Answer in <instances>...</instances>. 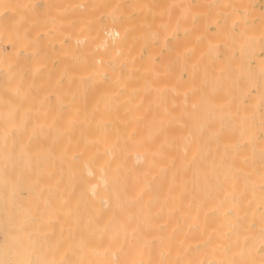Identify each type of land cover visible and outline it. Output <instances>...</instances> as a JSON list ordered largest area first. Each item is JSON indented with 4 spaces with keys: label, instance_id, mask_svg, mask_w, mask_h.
I'll use <instances>...</instances> for the list:
<instances>
[{
    "label": "bare ground",
    "instance_id": "bare-ground-1",
    "mask_svg": "<svg viewBox=\"0 0 264 264\" xmlns=\"http://www.w3.org/2000/svg\"><path fill=\"white\" fill-rule=\"evenodd\" d=\"M202 1L0 0V264H264V12Z\"/></svg>",
    "mask_w": 264,
    "mask_h": 264
},
{
    "label": "rangeland",
    "instance_id": "rangeland-1",
    "mask_svg": "<svg viewBox=\"0 0 264 264\" xmlns=\"http://www.w3.org/2000/svg\"><path fill=\"white\" fill-rule=\"evenodd\" d=\"M251 1H253V0H249V3L251 4ZM257 1V2H256ZM203 3H204V0L202 1ZM202 2L200 3V5H203L202 4ZM208 2V3H207ZM254 3V4H253ZM252 3V6H255V7H253L254 9H257V10H259L260 12H261V14H263V12H264V0H254V2ZM208 5V6H207ZM214 5H217L218 6V4H217V2H211V1H206V4H205V6H206V8L205 7H203V9L205 8V9H207V10H204L205 11V14L206 13H210V11H212L213 9H215L216 11H215V13H220V11H217L218 10V8H217V6H214ZM213 6V7H212ZM210 7V8H209ZM199 8V7H198ZM202 7L200 6V9H201ZM202 10V9H201ZM200 10V11H201ZM210 10V11H209ZM203 11V10H202ZM207 11V12H206ZM263 11V12H262ZM204 13V12H203ZM219 20H221L220 18H218ZM210 23H212L211 21H209ZM208 24L207 26H210V28H214L215 26H216V24L215 25H211V24ZM258 23V19H256L255 21H249L248 22V26L250 25L251 26V24L253 25V24H257ZM236 26H237V28H236ZM236 26H234V30H235V32H239L240 30L238 29V26L239 25H236ZM240 27V26H239ZM259 54V52H256V54ZM264 57V55H262L261 56V58H263ZM254 59H252V61H253ZM255 61V60H254ZM24 172H33V170L31 169V168H25L24 169ZM32 192V191H31ZM31 192L29 193L30 195H31ZM36 194V193H35ZM34 194V195H35ZM25 201H27V199L25 200ZM31 202H33V200L31 199ZM32 205H33V203H31ZM1 238V237H0ZM43 240H44V242L45 241H47L45 244H44V246L41 248V252H42V260H41V262H47V264H50V260H51V246H50V238L48 237H46V238H43ZM56 255L58 254L57 252L55 253ZM57 257H58V255H57Z\"/></svg>",
    "mask_w": 264,
    "mask_h": 264
}]
</instances>
